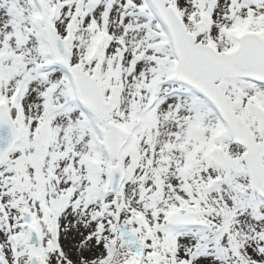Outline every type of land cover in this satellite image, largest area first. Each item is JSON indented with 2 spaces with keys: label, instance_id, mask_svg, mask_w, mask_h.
I'll return each mask as SVG.
<instances>
[{
  "label": "snow or ice",
  "instance_id": "6c2138e0",
  "mask_svg": "<svg viewBox=\"0 0 264 264\" xmlns=\"http://www.w3.org/2000/svg\"><path fill=\"white\" fill-rule=\"evenodd\" d=\"M0 264H264V0H0Z\"/></svg>",
  "mask_w": 264,
  "mask_h": 264
}]
</instances>
